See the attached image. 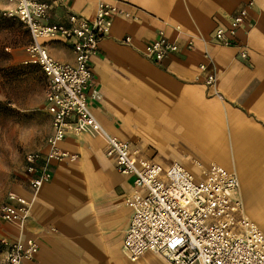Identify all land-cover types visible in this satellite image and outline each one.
<instances>
[{
    "label": "crops",
    "instance_id": "0c3cea01",
    "mask_svg": "<svg viewBox=\"0 0 264 264\" xmlns=\"http://www.w3.org/2000/svg\"><path fill=\"white\" fill-rule=\"evenodd\" d=\"M38 1L49 4L53 24L68 25L70 14L92 20L99 2L129 15L113 18L91 60L98 91L97 98L88 94L93 116L108 134L163 168L178 163L201 176L218 164L233 172L243 214L264 234V0H254L233 38L238 47L229 48L217 45L213 34L227 32L244 0ZM13 8L0 0V12ZM159 32L178 40L181 50L154 63L142 52ZM187 41H193L192 50L184 48ZM44 45L54 59L73 62L71 41ZM204 53L215 67L212 88L205 85L211 69H199L207 62ZM60 148L77 158L50 164L51 179L35 197L22 235L35 239L39 251L23 264H130L122 245L132 216L126 201L133 177L117 171L99 136L68 133ZM39 150L44 152L45 144ZM11 191L31 197L21 171ZM1 228L10 237L18 235L13 225ZM144 260L167 264L149 252L137 262Z\"/></svg>",
    "mask_w": 264,
    "mask_h": 264
},
{
    "label": "built area",
    "instance_id": "2783aa9c",
    "mask_svg": "<svg viewBox=\"0 0 264 264\" xmlns=\"http://www.w3.org/2000/svg\"><path fill=\"white\" fill-rule=\"evenodd\" d=\"M7 1L14 8L1 11L0 16L17 19L28 32L30 42L24 47L27 59L23 63L37 65L45 80L44 106L50 131L44 152L37 150L24 156L21 173L31 197L10 190L0 201L1 264H23L37 255V241L22 239V235L35 197L51 179L50 164L73 162L77 158L60 148L68 133L99 136L117 171L133 177L134 189L126 201L132 216L122 245L130 262H137L149 252L167 264H264V234L243 214L240 184L233 172L218 164H210L201 176L178 163L163 168L142 158L129 142L108 134L93 116L88 94L97 98L98 91L92 86L91 60L98 56L99 43L111 28L113 18L129 15L114 4L99 2L92 20L70 14L68 25L53 24L48 23L47 2ZM253 6L254 0H244L243 8L229 18L227 32L221 29L214 32L217 45L238 47L233 38L245 26ZM55 40L71 41L72 63L60 62L49 54L44 42ZM129 41L125 39L126 43ZM184 48L192 50L193 41H187ZM180 50L178 40L159 32L144 47L142 55L160 63ZM240 56L244 58V52ZM204 57L207 62L200 64L199 69H211L205 85L212 88L217 79L215 67L207 53ZM196 167L202 170L201 165ZM3 225L15 226L18 235L10 237L3 233Z\"/></svg>",
    "mask_w": 264,
    "mask_h": 264
},
{
    "label": "rangeland",
    "instance_id": "374dc122",
    "mask_svg": "<svg viewBox=\"0 0 264 264\" xmlns=\"http://www.w3.org/2000/svg\"><path fill=\"white\" fill-rule=\"evenodd\" d=\"M27 40L19 22L0 21V201L11 190L25 154L41 149L50 129L43 75L39 68L23 63Z\"/></svg>",
    "mask_w": 264,
    "mask_h": 264
},
{
    "label": "trees",
    "instance_id": "16d2710c",
    "mask_svg": "<svg viewBox=\"0 0 264 264\" xmlns=\"http://www.w3.org/2000/svg\"><path fill=\"white\" fill-rule=\"evenodd\" d=\"M6 19H8V18H5V17H2V16H0V21H5ZM10 19V18H9ZM13 20H16L17 22H19L17 19H13ZM20 23V22H19ZM21 24V23H20ZM22 25V24H21ZM24 27V26H23ZM26 30V29H25ZM26 33L28 34V32H27V30H26ZM30 42V39H29V35H28V40H27V43H26V45L28 44ZM25 45V46H26ZM30 65V64H29ZM30 66H32V67H35V68H39L37 65H35V64H31ZM40 70V69H39ZM41 72V71H40Z\"/></svg>",
    "mask_w": 264,
    "mask_h": 264
},
{
    "label": "snow or ice",
    "instance_id": "6c2138e0",
    "mask_svg": "<svg viewBox=\"0 0 264 264\" xmlns=\"http://www.w3.org/2000/svg\"><path fill=\"white\" fill-rule=\"evenodd\" d=\"M177 243H179V242H177Z\"/></svg>",
    "mask_w": 264,
    "mask_h": 264
}]
</instances>
